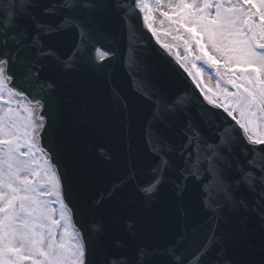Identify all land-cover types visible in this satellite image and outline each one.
Here are the masks:
<instances>
[{
	"label": "snow or ice",
	"instance_id": "1",
	"mask_svg": "<svg viewBox=\"0 0 264 264\" xmlns=\"http://www.w3.org/2000/svg\"><path fill=\"white\" fill-rule=\"evenodd\" d=\"M37 7V0H0V86L26 98L19 108L0 107V264H93L94 257L97 264H126L123 240L86 224L129 182L154 198L170 169L180 176L177 196L190 181L198 185L211 226L198 241L193 227L191 236L185 229L163 248L140 247V262L179 264L181 249L195 244L187 264H197L221 241L225 211L251 212L264 228V0H53L41 7L43 19ZM108 7L123 23L122 48L110 47ZM134 15L141 37L183 80L180 91L150 77L141 37L128 23ZM84 69L92 78L78 80ZM113 119L128 165L102 187L81 164L82 129L75 125L107 127ZM167 133L182 139L174 143ZM96 155L113 160L104 147ZM145 156L152 179L142 185L133 160ZM242 189L254 197L251 205L237 195ZM254 247L264 257V232Z\"/></svg>",
	"mask_w": 264,
	"mask_h": 264
},
{
	"label": "water",
	"instance_id": "2",
	"mask_svg": "<svg viewBox=\"0 0 264 264\" xmlns=\"http://www.w3.org/2000/svg\"><path fill=\"white\" fill-rule=\"evenodd\" d=\"M52 2L53 0H37L39 7L35 11L41 19H43L41 7ZM120 3L123 5L124 0H120ZM106 12L108 16L106 27L113 36L110 47L122 48L124 27L120 15L112 11L110 7L106 8ZM128 23L131 25L134 35L141 37V32L136 29V26L139 25L138 15H134ZM139 47L141 49L140 55L149 65L151 69L149 75L154 81L160 83L169 92H178L184 87L183 80L175 73L171 62L160 53L146 34L140 38ZM92 76L93 74L89 69H84L77 74V79L87 80ZM116 78L118 84L126 90V79L120 72L118 65ZM27 86V81L21 83V87L27 89ZM132 103L136 106L143 105V102L138 98H133ZM191 115L200 130L208 135L210 129L204 127L202 117L197 115L194 109ZM177 120L178 122L173 127L178 132L180 128L184 127V117L180 116ZM75 126L82 129L78 141L81 164L93 171L98 186L106 187L107 181L117 178L126 170L128 165L127 145L121 136L119 125L113 119L111 126L107 127L102 122L86 129L78 122ZM167 134L174 143H179L182 139L179 136H171V133ZM230 135V133H225V138H230ZM215 139L216 137H213V140ZM99 147H104L113 156L111 163H104L102 159L97 157L96 151ZM133 163L136 164L139 182L146 185L152 179V174L149 171L152 165L151 158L145 156L134 159ZM178 182H181L180 176L170 169L166 173L163 183L158 186L154 198L152 193L147 195L140 193L134 187L135 182H129L116 194L112 201L106 202L98 209L99 216L89 219L86 224L87 230L91 232L92 224L95 223L99 227L108 229L113 235H118L124 243L126 264H147V257L145 261H139V248L145 247L148 250L155 247L163 248L174 237L181 235L182 229L183 231L185 229L190 231L193 227L198 228L201 232L198 235L200 239L206 235L207 229L211 225L206 222L201 223V220H204L208 213L202 208L198 185L190 181L183 196H177L176 184ZM237 195L244 198L249 205L253 203L254 197L243 189ZM181 209L184 211L183 216ZM82 216L83 213H78V218H82ZM81 222L84 223L83 219ZM129 224L132 226L129 227ZM202 225L203 227H201ZM261 232H264V228L260 227L258 218L251 212L241 210L239 215H235L225 211L218 229L221 241L208 254L218 257V261L222 264H229V262L230 264H260L264 257L255 252L254 246L261 238ZM195 247L196 245L193 244L194 251ZM217 254L218 256H216ZM93 264H97L95 257Z\"/></svg>",
	"mask_w": 264,
	"mask_h": 264
},
{
	"label": "rangeland",
	"instance_id": "3",
	"mask_svg": "<svg viewBox=\"0 0 264 264\" xmlns=\"http://www.w3.org/2000/svg\"><path fill=\"white\" fill-rule=\"evenodd\" d=\"M4 103H8L9 105L19 108L23 101H17V100H12L8 96L7 89L4 86H0V107L3 106Z\"/></svg>",
	"mask_w": 264,
	"mask_h": 264
}]
</instances>
